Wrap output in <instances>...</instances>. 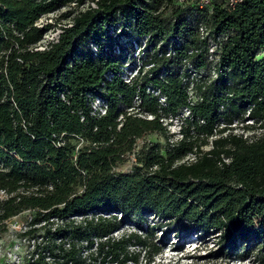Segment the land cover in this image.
I'll list each match as a JSON object with an SVG mask.
<instances>
[{"label": "trees", "instance_id": "1", "mask_svg": "<svg viewBox=\"0 0 264 264\" xmlns=\"http://www.w3.org/2000/svg\"><path fill=\"white\" fill-rule=\"evenodd\" d=\"M17 1L8 3L5 13L16 12V6H25L26 10L23 7L22 11L27 21L20 27V34L10 36L6 43L11 48L7 58L11 79L3 82L8 96L0 98V161L3 165L11 164L7 169L0 168V188L17 192L4 201L3 207L10 210L26 204L41 207L47 209L48 215L67 221L58 233L61 239H67L64 253L71 262L94 264L108 258L117 264L123 262L119 246L131 244L127 242L132 238L133 244L144 243L137 232L128 234L127 238L111 236L118 221L102 216L105 210L120 211L124 217L133 220L135 217L137 221L150 212L180 214L196 225L211 218L199 215L222 206L218 199L213 200L212 192L230 191L237 185L253 188L262 184L264 171L260 165L263 166L264 146L261 142L246 143L248 147L229 163L221 155L233 158L237 146L219 150L213 145L208 151L198 147L213 133L225 100L231 102L228 113L232 116L242 106L253 103L252 115L264 117V0H242L232 11L223 7L222 0H212L211 5L203 7L195 0H98L97 8L85 11L70 4V11L79 16L72 26H63L57 42L41 50L28 48L43 31L33 20L40 13L71 0ZM3 15L0 14V19L5 24ZM198 22L206 23L213 37L227 33L215 64V78L210 72L212 63L207 56L206 39L197 31ZM2 33L0 25L3 40ZM143 35H149V46L154 49L162 41V51L170 46L175 53L171 57L154 55L156 64L148 73L126 83L114 71L127 56L123 37L139 39ZM93 45L96 53L92 51ZM116 46L121 48L120 53L116 52ZM78 48L85 52H77ZM77 56L80 63L70 66ZM188 62L200 76L190 80ZM105 70L115 75L112 81L103 78ZM184 75L188 77L186 82L182 80ZM156 80L163 81L162 88L151 83ZM190 81L201 98L191 104L186 102L185 91ZM147 86L159 88L161 94L165 92L169 101L167 109L152 98L148 97L146 102ZM64 89L65 99L60 96ZM84 91L101 95L108 103L106 113L90 114L92 100L86 99ZM138 93L141 94L139 106L154 114L152 118L117 109L120 103L130 106ZM179 105H188L191 115L184 122L196 128L199 140L182 128L184 138L178 141L181 155L165 157L143 147L136 154V165H140L135 171L115 172L113 167L125 153L132 151L137 137L163 128L160 111L175 112ZM119 113L123 119H117ZM72 138H83L87 143L76 148ZM219 140L225 141H214ZM231 140L234 144L241 142L239 138ZM11 150L14 155L8 153ZM187 152L194 153L195 158L173 165L174 157ZM250 155L253 160L246 171L242 165ZM218 158L221 165L215 164ZM79 184H82L80 191ZM245 205V202L237 203L236 207L241 210ZM93 210L98 215L83 216L78 222L71 218ZM38 214L41 219L47 216L40 211ZM257 216L258 212L254 211L249 223L253 224ZM244 228L237 234L245 235L247 240L264 236L252 228L255 232L247 233L249 229ZM93 239H98L93 252L83 255L82 248L90 247Z\"/></svg>", "mask_w": 264, "mask_h": 264}, {"label": "rangeland", "instance_id": "2", "mask_svg": "<svg viewBox=\"0 0 264 264\" xmlns=\"http://www.w3.org/2000/svg\"><path fill=\"white\" fill-rule=\"evenodd\" d=\"M15 1L18 2L17 0ZM73 1L60 4L50 11L42 12L33 20V24L43 28V31L40 38L36 42L29 44L28 48L31 50H41L47 48V45L50 43H55L60 39L63 26H72L76 17L79 16L77 12L70 11L72 7L69 5ZM10 2L12 3V0H0V14L1 16L3 13L5 14L3 15L5 17L3 19L5 24L0 19V25L3 28V40L0 36V59L2 60L0 64V98L8 96L3 82L7 78L11 79V76L7 72V58L11 48L7 47L6 43L10 40V36L20 34V27L27 21L22 11L23 7L26 10L25 6H16V12L5 13L6 6ZM80 10L85 11L86 5H84L83 10ZM45 24H51V26L45 27ZM12 42H15L14 39ZM40 45L44 47H38ZM76 51L80 53L85 52L83 48H78ZM87 55L89 57L92 56L90 52H87ZM79 58L80 56L74 58L70 66H75L77 62L80 63ZM123 62H118V66L114 70L115 73L119 72V64L121 65ZM102 76L108 82L112 81L115 75L105 70ZM118 78L120 79V77ZM162 82L161 80H156L151 83L162 88ZM185 91L187 93L186 102L190 104L191 102H195L194 92ZM224 92L227 94L226 90ZM65 93L66 90L61 93V98H67ZM162 93L165 94L164 91ZM145 94L148 95L145 99L146 102L149 97L154 99L158 103L157 105H161V107H166L167 109L169 106L167 97L166 103L163 104L161 103V98L154 97L146 91ZM84 95L86 99L90 97L93 101V110L90 114L99 115L95 107H98L104 98L101 95L93 96L87 91H84ZM138 96L139 99H135L134 97L130 106L120 103L117 109L127 110L128 112H132V114L136 113L147 118L153 117L154 114L147 112V110L139 106L141 94L138 93ZM230 103L229 100L223 101V104H221L223 111L220 113L219 118L227 120L226 122H231L233 118H237L238 123L236 125H233V123L220 124L211 135L206 137L205 143L198 147L201 151H208L213 145H217L219 150H222L226 146H237L238 151L233 158L232 155H221L227 163L236 159L239 152L243 148L248 147L246 143L261 142V146H264V117L252 115L253 103L242 106L240 111L234 116L228 113ZM186 106L188 105H179L175 112L162 109L159 114V120L163 128L146 131L137 137L132 151L125 153L123 159L115 164L113 170L115 172L135 171V167L140 165H136V154L143 147L144 149L150 148L156 150L165 157H173L176 154L181 155L178 141L184 138L182 128H184L190 137L197 138L196 128L189 122H184L185 118L191 115H188L189 111L186 109ZM121 118L123 119V114L119 113L117 119L120 120ZM248 119L253 122L250 123ZM245 133H248L249 136L245 137ZM231 138H239L241 142L234 144L232 140L230 141ZM217 139L225 141L219 140L215 143L214 140ZM71 140L76 148L87 143L83 138H72ZM196 140L199 139L197 138ZM8 153L14 155L13 150L8 151ZM194 158V153L187 152V154L181 157H174L173 165H179L184 160L188 162L187 160H193ZM252 158L251 155L248 156L246 162L242 165L244 170L247 171L248 163H252ZM215 162L217 165L222 164L219 158ZM10 165V163L3 165L0 161V168L2 169H7ZM260 169L263 173L264 160L263 166L260 165ZM81 189L82 184L77 185V190L80 191ZM29 190L31 188L27 189L26 192ZM16 192L0 188V264H84L83 262H71L65 256L64 251L67 243L64 240L67 239L66 237L61 239L58 232L63 231L64 224L67 221H62L61 218L48 215L47 209H42L41 207H30L27 204L18 206L16 210L3 207L6 206L3 204L4 201ZM211 194L213 200L218 199L219 204H222V206L199 215L200 218L204 216L207 218L209 215L211 218L208 219V222L204 221V223L200 224L196 222V225L191 224V221L180 214L168 216L166 214L162 215L160 213L158 215L150 212L142 220L137 221L135 217L134 220L129 217L126 218L127 216L124 217L120 211H113L111 209L103 211L101 213L102 216H107L112 220L118 221L117 227L110 233L111 236L115 238H127L128 234L137 232L141 234V238L144 240L143 244H133L134 239L132 238L130 242H127L131 244L119 246L120 258H122L123 262H118L117 264H264V236H259L257 240L252 239V237L247 240L245 235L240 236L237 234L238 231L244 230V227L249 229L247 233L255 231L257 233L261 232V234L264 233V180L257 187L245 188L237 185L235 189H231L230 191L219 190ZM242 202H245L246 205L244 209L238 210L236 207L237 203L240 205ZM4 210H6L5 215L2 213ZM38 211L41 214L47 213L46 218L41 219ZM254 211L258 212V216L254 223L250 224V216L253 215ZM86 215L87 217L96 216L98 212L93 210L85 215H72L71 218H73L74 222H78ZM114 215L115 218H113ZM37 218L41 220L37 221ZM251 228L255 231H252ZM93 240L94 242L90 247L82 248L83 255L93 252L96 240L98 239ZM195 244L197 247L192 248V245ZM93 255H96V253H93ZM98 258H101V255H98ZM94 264H114V262L105 258V261L99 263L97 260Z\"/></svg>", "mask_w": 264, "mask_h": 264}, {"label": "built area", "instance_id": "3", "mask_svg": "<svg viewBox=\"0 0 264 264\" xmlns=\"http://www.w3.org/2000/svg\"><path fill=\"white\" fill-rule=\"evenodd\" d=\"M179 1L184 2L186 0H179ZM241 1L242 0H222V4H223V7L227 11H232L238 7ZM195 3H197L200 7H203V6L211 5L212 0H195ZM75 5L78 6V8L82 10L84 9V5H86V9H90V8L94 9L98 7V0H83L82 2L78 0H74L71 3V6H75ZM197 31L201 38L206 39L207 48H208L207 56L210 62L212 63L210 72H211L212 77L215 78L217 76V70H216L215 64L220 58V52L222 49L223 41L227 38V33L225 32V33H222V34H219L213 37L210 34L208 25L204 22H198ZM122 42H125L126 44L127 56L124 62L122 63V65L120 66L118 76L126 83H133L134 81L142 77L143 74L148 73V70L156 64V62L154 61V55L158 57H161V56L171 57L175 53L173 48L170 46L165 51H162V49H160V45L162 44V41L158 42L155 49L149 46V35H143L139 39L123 37ZM38 47L42 48L44 46L40 45ZM92 49L94 50V53H96V47L94 45L92 46ZM115 49L117 53L121 52V48H119V46H116ZM187 69L190 74V80H192V78H196L200 76V74H198L195 71V68L193 67V65L189 62L187 63ZM150 74L151 73H149V75ZM159 77L164 78L163 75L161 74L159 75ZM187 78L188 77H186L185 75L182 76L183 82H186ZM186 90L188 92L189 91L194 92L193 96L196 100L201 99L199 94L196 93V88L193 82L190 81V83L186 87ZM146 91L150 92L152 95H155L161 98V103L163 104L166 103V96L164 94H161V91L159 88L147 86ZM134 97L135 99H139L138 94L135 95ZM92 104H93V101H92ZM95 108L98 114L102 115L106 113L107 108H108V103L105 99H102V102L98 105V107L96 106ZM186 109L189 111L187 106H186ZM226 121L227 120L225 119L219 118V121L216 127L224 123H228V124L233 123V125H236L238 123L237 118H233L231 122H226ZM248 121H250V119H248ZM252 122L250 121V123ZM216 127L214 130H216ZM248 136H249L248 133H245V137H248Z\"/></svg>", "mask_w": 264, "mask_h": 264}]
</instances>
